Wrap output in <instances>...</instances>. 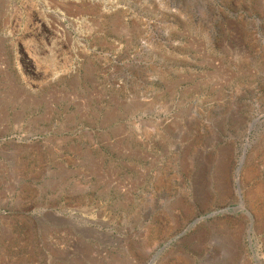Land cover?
I'll return each mask as SVG.
<instances>
[{
    "label": "rangeland",
    "instance_id": "1",
    "mask_svg": "<svg viewBox=\"0 0 264 264\" xmlns=\"http://www.w3.org/2000/svg\"><path fill=\"white\" fill-rule=\"evenodd\" d=\"M0 264H264V0H0Z\"/></svg>",
    "mask_w": 264,
    "mask_h": 264
},
{
    "label": "bare ground",
    "instance_id": "2",
    "mask_svg": "<svg viewBox=\"0 0 264 264\" xmlns=\"http://www.w3.org/2000/svg\"><path fill=\"white\" fill-rule=\"evenodd\" d=\"M55 6V5H54Z\"/></svg>",
    "mask_w": 264,
    "mask_h": 264
}]
</instances>
